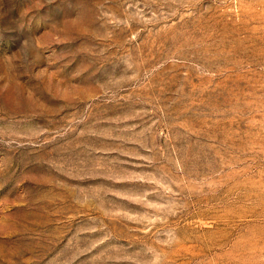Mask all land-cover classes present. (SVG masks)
<instances>
[{
  "label": "rangeland",
  "instance_id": "374dc122",
  "mask_svg": "<svg viewBox=\"0 0 264 264\" xmlns=\"http://www.w3.org/2000/svg\"><path fill=\"white\" fill-rule=\"evenodd\" d=\"M0 264H264V0H0Z\"/></svg>",
  "mask_w": 264,
  "mask_h": 264
}]
</instances>
